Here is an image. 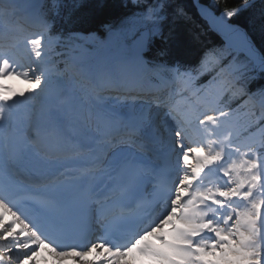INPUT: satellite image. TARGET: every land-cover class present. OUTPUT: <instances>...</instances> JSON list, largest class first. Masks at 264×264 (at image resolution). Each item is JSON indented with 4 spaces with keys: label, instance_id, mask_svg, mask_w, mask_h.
I'll return each mask as SVG.
<instances>
[{
    "label": "snow or ice",
    "instance_id": "1",
    "mask_svg": "<svg viewBox=\"0 0 264 264\" xmlns=\"http://www.w3.org/2000/svg\"><path fill=\"white\" fill-rule=\"evenodd\" d=\"M131 3L92 60L85 0H0V264H264V0H195L226 43L191 64L183 5Z\"/></svg>",
    "mask_w": 264,
    "mask_h": 264
},
{
    "label": "trees",
    "instance_id": "2",
    "mask_svg": "<svg viewBox=\"0 0 264 264\" xmlns=\"http://www.w3.org/2000/svg\"><path fill=\"white\" fill-rule=\"evenodd\" d=\"M176 2L183 5L191 16V20L173 22L169 17V20L163 24L165 34H167L169 28L175 29L177 39L172 42V55L167 59L169 62L179 58L184 63H195L205 48L220 47L224 43L199 18L191 0H176ZM204 2L210 4L211 0H204ZM125 3H127V7H125ZM135 11H138V9L132 5L130 0H85V6L80 9L79 19L76 22L66 24L63 20H60L57 27L62 28L65 33L80 31L88 36L89 32H93L100 37H106V30L102 27L104 24L118 25L121 20ZM216 11L219 13V9H216ZM256 39L258 41L260 39L258 32L256 33ZM155 46H162L161 41L157 40ZM60 51H66V49L62 47ZM209 79L210 77L207 76L201 77L200 82L205 84ZM259 86H264V79L253 81L249 84V90L254 92ZM243 100L237 98L233 102V106L241 108L242 113L244 112L243 105H241Z\"/></svg>",
    "mask_w": 264,
    "mask_h": 264
},
{
    "label": "rangeland",
    "instance_id": "3",
    "mask_svg": "<svg viewBox=\"0 0 264 264\" xmlns=\"http://www.w3.org/2000/svg\"><path fill=\"white\" fill-rule=\"evenodd\" d=\"M131 1V0H130ZM18 3L20 4H24L25 0H17ZM162 28L163 25H162ZM107 31H106V37H100L99 35H92V36H87V41H81L80 43L83 45V47L85 49H87L88 53L92 54V60H94L95 58H103L106 56H111L113 53L111 52V50L106 49L105 47H103V43H105L107 41ZM97 37H99V39H97ZM61 60H63V57L60 58ZM61 67H63V64H61ZM108 97H114L113 95L108 96ZM49 253L48 251H46L45 249H43L41 251V259L45 258L44 254H42L43 252ZM40 256L38 257L40 259ZM56 262V261H54ZM58 263V262H56ZM55 263V264H56ZM65 264V263H64ZM68 264V263H66Z\"/></svg>",
    "mask_w": 264,
    "mask_h": 264
},
{
    "label": "bare ground",
    "instance_id": "4",
    "mask_svg": "<svg viewBox=\"0 0 264 264\" xmlns=\"http://www.w3.org/2000/svg\"><path fill=\"white\" fill-rule=\"evenodd\" d=\"M5 83L12 89L13 92H19V91H21L27 87V85L24 84L23 81H21V80L11 79V80L6 81ZM177 99L179 100L178 102L181 101L179 97ZM181 102L183 103V101H181ZM42 254H44L45 258L41 259V256H40V259L38 258V264H55L57 262L54 254L46 253L45 251ZM54 261H56V262H54ZM64 263L65 264L66 263L72 264V261H71V259H67ZM56 264H58V263H56Z\"/></svg>",
    "mask_w": 264,
    "mask_h": 264
},
{
    "label": "water",
    "instance_id": "5",
    "mask_svg": "<svg viewBox=\"0 0 264 264\" xmlns=\"http://www.w3.org/2000/svg\"><path fill=\"white\" fill-rule=\"evenodd\" d=\"M192 1V4H193V6H194V8H195V10H196V13L198 14V16L200 17V19L202 20V21H204L207 25H208V22L207 21H205L204 19H202L201 18V16H200V14L198 13V11H197V7H196V4H195V0H191ZM200 2L201 3H203V4H206L205 2H204V0H200ZM208 27H209V25H208ZM213 32V31H212ZM215 35H217L221 40H222V42L225 44L226 43V41H225V38L223 37V36H221V35H219L218 33H216V32H213Z\"/></svg>",
    "mask_w": 264,
    "mask_h": 264
}]
</instances>
